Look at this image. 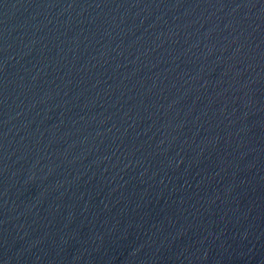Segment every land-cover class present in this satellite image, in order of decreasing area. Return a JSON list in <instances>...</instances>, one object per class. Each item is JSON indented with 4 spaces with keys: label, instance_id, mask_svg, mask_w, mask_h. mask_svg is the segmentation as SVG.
<instances>
[{
    "label": "water",
    "instance_id": "obj_1",
    "mask_svg": "<svg viewBox=\"0 0 264 264\" xmlns=\"http://www.w3.org/2000/svg\"><path fill=\"white\" fill-rule=\"evenodd\" d=\"M0 264H264V0H0Z\"/></svg>",
    "mask_w": 264,
    "mask_h": 264
}]
</instances>
